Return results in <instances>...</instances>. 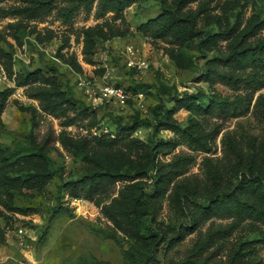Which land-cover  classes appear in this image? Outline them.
I'll use <instances>...</instances> for the list:
<instances>
[{"label":"rangeland","instance_id":"obj_1","mask_svg":"<svg viewBox=\"0 0 264 264\" xmlns=\"http://www.w3.org/2000/svg\"><path fill=\"white\" fill-rule=\"evenodd\" d=\"M130 43L148 72L122 60ZM263 44L264 0H0V142L47 160L19 161L18 171L52 170L12 193L30 214L0 215V264H264V196L253 179H264V65L221 60ZM74 70L123 85L126 103L89 99ZM161 104L170 113L157 125ZM107 169L142 173L107 192L80 188L72 202L76 179ZM129 184L142 187L146 208L130 203L146 224L102 209Z\"/></svg>","mask_w":264,"mask_h":264},{"label":"trees","instance_id":"obj_2","mask_svg":"<svg viewBox=\"0 0 264 264\" xmlns=\"http://www.w3.org/2000/svg\"><path fill=\"white\" fill-rule=\"evenodd\" d=\"M55 1L56 0H42V3L44 2L46 4L51 5V4H54ZM133 1L134 0H103V2H106L107 4H112L113 6H122L125 4H131ZM92 5H93V2L91 1V6ZM73 9L74 7L66 9L64 11V14H66V16H69L70 12ZM35 10L36 11H35L34 17H39L40 15L38 12L40 10V7L36 8ZM247 55L256 56L254 58V61L256 62V64L261 63L262 65H264V44L261 46V49L257 48L250 52L247 51L246 49H239L236 47L231 54L225 55L223 58H221V60L225 61L226 63H230V62H235L237 60L240 61L242 58H245ZM132 70L136 73L135 69H132ZM30 74H33V73H30ZM81 112L83 111H80V113ZM169 113L170 111L167 110V107L165 105L163 104L157 105L155 108V115H154L156 118V124L157 125L166 124L167 121H165V119L168 117ZM106 138H109L110 140H116L118 136H116L115 138L103 137V139L101 137V139L104 142H110V140ZM19 156L20 155L14 156V154L7 153V151H5V149L2 148V145L0 142V215L3 216L4 218L7 215V218L5 219H8L9 217L8 214H10V212L12 213L11 216H13L14 213L15 214L19 213L23 215L30 214V211H28V209L15 208V206L11 204L10 200L12 197V193L16 189L21 190L25 186L27 187L38 186L40 183H42L44 179H47L50 176H52V170L49 167H46L43 169L37 168L39 164L40 165L44 163L47 164V160L45 162V159L40 152L32 151L25 155H22L23 157H19ZM19 161L34 162V163H37L38 165H36L35 167L31 169L24 168L23 170L18 171L19 169L18 166L20 164ZM17 163H18V166L13 167V165L14 164L16 165ZM141 173L142 171L140 170H137L134 173H131L127 171L125 172L113 171L110 169H107L105 171L88 173L80 177L79 179H76L73 182L72 186H73L74 195H72V197H83L82 195H79V192H80L79 189L84 188L86 186H89L92 192H95V191L107 192L106 189L110 185L116 184L117 181H120L122 179L126 180L128 178H136L139 175H141ZM253 179L260 181L259 183L260 185L257 187V190H259L260 195L264 196V179L258 175H255ZM241 187L244 189L245 187H247V185L243 184ZM124 193H128L129 196L123 195ZM1 194H5V198H2ZM120 195H122L121 198H118V199L113 198L109 204L102 205V209L104 210V212L114 219L119 218L120 216L128 222L131 221V223L139 224L142 222L143 224H146L145 222L147 219L143 221H135L136 216H135L134 207L131 206V203L133 200L135 203L138 204L139 207L146 208V204L144 203V200L142 197V187L137 184L135 185L129 184L126 187V189L124 188L120 190ZM145 228L149 229L150 225L149 224L146 225ZM148 243L150 244V241H148Z\"/></svg>","mask_w":264,"mask_h":264},{"label":"built area","instance_id":"obj_3","mask_svg":"<svg viewBox=\"0 0 264 264\" xmlns=\"http://www.w3.org/2000/svg\"><path fill=\"white\" fill-rule=\"evenodd\" d=\"M119 53L122 56L124 63L131 69H135L137 74H144L151 69V62L147 57L140 54L139 50L134 44H126L119 47ZM77 86L84 92L89 99L104 100L113 99L120 103H126L128 99V92L122 85H117L109 80H102L93 78L74 70ZM114 135V134H112ZM82 198L72 197V202L78 204ZM20 218H27V215L19 214ZM17 244L24 248L29 245L28 229L23 222H18L14 230Z\"/></svg>","mask_w":264,"mask_h":264},{"label":"crops","instance_id":"obj_4","mask_svg":"<svg viewBox=\"0 0 264 264\" xmlns=\"http://www.w3.org/2000/svg\"><path fill=\"white\" fill-rule=\"evenodd\" d=\"M1 260L3 261L2 257H1V254H0V263H1Z\"/></svg>","mask_w":264,"mask_h":264}]
</instances>
